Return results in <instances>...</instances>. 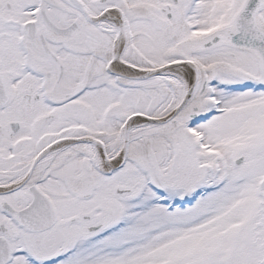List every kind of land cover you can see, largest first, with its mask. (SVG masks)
Segmentation results:
<instances>
[{"label": "snow or ice", "instance_id": "6c2138e0", "mask_svg": "<svg viewBox=\"0 0 264 264\" xmlns=\"http://www.w3.org/2000/svg\"><path fill=\"white\" fill-rule=\"evenodd\" d=\"M0 264H264V0H0Z\"/></svg>", "mask_w": 264, "mask_h": 264}]
</instances>
